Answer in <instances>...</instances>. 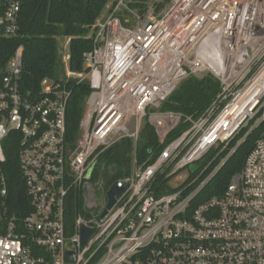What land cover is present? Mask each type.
Wrapping results in <instances>:
<instances>
[{"label": "built area", "instance_id": "obj_1", "mask_svg": "<svg viewBox=\"0 0 264 264\" xmlns=\"http://www.w3.org/2000/svg\"><path fill=\"white\" fill-rule=\"evenodd\" d=\"M143 1L108 8L82 75L68 70L66 56L63 79L25 89L22 47L0 69V264H264V0H172L159 16L129 5ZM21 10L22 0H0V40L18 35ZM204 74L218 80L219 94L164 145L183 117L161 106L182 81ZM70 82L92 90L72 142ZM145 121L164 148L152 163L133 154L115 182L126 189L108 209L110 188L91 182L97 160L125 138L136 145ZM250 137L240 173L221 195L198 202ZM15 155L30 200L24 217L11 211ZM84 228L92 231L85 242Z\"/></svg>", "mask_w": 264, "mask_h": 264}, {"label": "trees", "instance_id": "obj_2", "mask_svg": "<svg viewBox=\"0 0 264 264\" xmlns=\"http://www.w3.org/2000/svg\"><path fill=\"white\" fill-rule=\"evenodd\" d=\"M170 1L166 0V2L156 4L155 11L160 13L165 9L166 3H170ZM115 2L116 0H22L18 35L0 40V69L14 55L15 51L22 47V85L25 89L38 90L41 82L47 78L59 80L60 75L65 73L59 40L63 37L69 39L68 70L76 76L82 75L84 73V55L94 48L97 24ZM129 5L131 9L138 10L142 16L148 11L149 6L146 1ZM69 86L72 93L68 101L66 125L67 140L72 142L79 136L84 106L92 90L88 83L78 85L76 82H70ZM219 92L220 83L209 74L191 76L182 81L175 93L160 108L161 112H174L183 117L180 125L170 134L164 145L190 127L186 118L201 117ZM235 143L236 140L231 143V146H234ZM164 145H160L155 128L145 121L136 145L131 139L125 138L99 156L92 172L91 182L93 184L102 183L104 190H108L124 176L125 172L129 173L134 153L138 164L152 163ZM252 145L253 140L250 137L230 157L200 196L198 202L223 193L231 178L240 173L244 159ZM211 157L212 155H209L205 160L199 162L196 170L204 167ZM11 162L12 168L8 172L12 195L11 211L24 217L28 214L26 208L30 207V200L21 180L16 155L11 159ZM195 175L193 173L192 177ZM162 179L158 180L160 186L166 184V181ZM82 204L81 194H72L69 204L71 221H74L80 213Z\"/></svg>", "mask_w": 264, "mask_h": 264}, {"label": "rangeland", "instance_id": "obj_3", "mask_svg": "<svg viewBox=\"0 0 264 264\" xmlns=\"http://www.w3.org/2000/svg\"><path fill=\"white\" fill-rule=\"evenodd\" d=\"M172 1V0H171ZM170 1V2H171ZM146 2L148 3V7H152L153 9L156 8V4L158 3H162V2H166V0H146ZM169 3H166L165 6H167ZM151 11V9H149ZM161 13V12H160ZM160 13H157L155 11V16H159ZM107 14H108V11L106 13L103 14V16L101 17V20L100 22H102L106 17H107ZM124 16V19H129L132 21V24L135 23V18L132 14H130L129 12H126V13H120V15ZM60 55H61V59H62V63H63V66H65V60H66V56H67V51H68V44H69V39L68 38H63L61 37L60 39ZM64 71L65 70V67L63 68ZM63 72V71H62ZM65 74V73H64ZM64 74L60 75V79H63L64 78ZM197 169V164H194L190 167H188L187 169H185L182 173H181V178H186L188 177L189 174H191L193 171H195ZM104 190V188H103ZM101 191H98L97 192V196L100 198L101 197Z\"/></svg>", "mask_w": 264, "mask_h": 264}, {"label": "water", "instance_id": "obj_4", "mask_svg": "<svg viewBox=\"0 0 264 264\" xmlns=\"http://www.w3.org/2000/svg\"><path fill=\"white\" fill-rule=\"evenodd\" d=\"M125 189H126V187H121L119 183H114L110 187L109 191L107 192V196L109 199L108 209L113 207V205L116 202V198L120 197L123 194V192L125 191ZM82 232H83L82 233L83 234L82 239H83V242H85L88 239V237L90 236V234L92 233V231L84 228ZM72 256H73L72 254H68L67 259L73 260Z\"/></svg>", "mask_w": 264, "mask_h": 264}]
</instances>
